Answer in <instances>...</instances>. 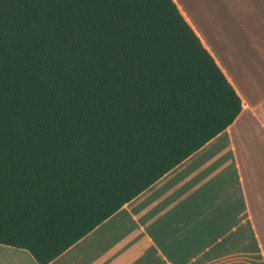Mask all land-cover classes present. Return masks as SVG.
<instances>
[{
  "label": "trees",
  "instance_id": "trees-1",
  "mask_svg": "<svg viewBox=\"0 0 264 264\" xmlns=\"http://www.w3.org/2000/svg\"><path fill=\"white\" fill-rule=\"evenodd\" d=\"M241 108L173 0H0V244L52 262Z\"/></svg>",
  "mask_w": 264,
  "mask_h": 264
},
{
  "label": "crops",
  "instance_id": "crops-1",
  "mask_svg": "<svg viewBox=\"0 0 264 264\" xmlns=\"http://www.w3.org/2000/svg\"><path fill=\"white\" fill-rule=\"evenodd\" d=\"M173 1L240 97L241 111L48 264H264V40L202 35L225 32L223 13L252 17L244 6L236 10L240 0ZM0 264L38 263L0 244Z\"/></svg>",
  "mask_w": 264,
  "mask_h": 264
},
{
  "label": "rangeland",
  "instance_id": "rangeland-1",
  "mask_svg": "<svg viewBox=\"0 0 264 264\" xmlns=\"http://www.w3.org/2000/svg\"><path fill=\"white\" fill-rule=\"evenodd\" d=\"M236 10L238 6H244L243 9L250 10V15L248 17L243 14H237L232 12L231 14L223 13L221 20H224V33H211L204 32L202 35L206 38L208 42L212 40H227V41H263L264 40V0H240L235 3ZM252 10V11H251ZM233 15V16H231ZM229 18V25L226 19ZM230 27V30L227 27ZM239 28L243 29L239 32ZM233 29V32L229 33ZM236 31V32H235ZM251 31V32H249ZM218 39V40H217Z\"/></svg>",
  "mask_w": 264,
  "mask_h": 264
}]
</instances>
